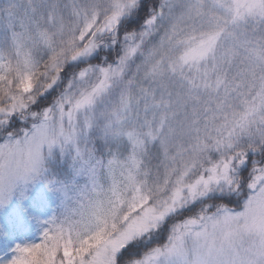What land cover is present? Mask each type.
<instances>
[{
	"label": "rangeland",
	"instance_id": "374dc122",
	"mask_svg": "<svg viewBox=\"0 0 264 264\" xmlns=\"http://www.w3.org/2000/svg\"><path fill=\"white\" fill-rule=\"evenodd\" d=\"M138 1L88 0L86 5H78L77 42L81 47L77 58L92 50L97 34L111 32L134 17L133 7ZM6 28L16 65L20 66L22 55L18 37L8 21ZM169 41L180 47L178 67L173 69L172 75L158 77L165 84L161 102L167 103L160 123L156 126L146 124V129L153 133L146 132L152 139L158 137L160 145L168 143L171 146L169 154L173 164L184 163L171 183L166 179L156 188L159 193L170 188L167 193L171 202L166 205L163 199L150 202V192H146V188L151 187L142 184L139 177L142 172L134 153L139 150L135 147H139L137 143L142 138L137 132L126 130L124 121L113 114L111 107L106 104L98 107L124 66L112 72H101L82 87L78 97L67 91L75 81L66 83L67 89L57 102L53 100L39 112L29 110L32 102L24 95L32 92L33 81L28 72H23L19 76L23 98H13L12 107L0 109V125L2 112L11 115L21 109L29 110L32 121L23 131L26 136L17 137L0 149V204L5 203L3 196H9L13 190L21 188L27 193L23 187L36 185L34 192L42 198L40 213L43 217L40 220L43 224L40 228L36 224L28 226L27 232L39 234L30 244L2 247L14 251L0 264H117L121 251L131 242L142 240L145 232L154 230L158 222L175 211L171 207L193 204L212 195L224 177H233L235 170L230 165L231 159L221 156L218 158L220 164L202 160L208 150L203 144L210 138L204 131L207 123H221L226 128L217 133L224 134L232 129L238 137L248 139L260 135L264 129V0H195L186 8ZM163 65H158L160 74L164 73ZM146 69L144 66L141 71ZM74 78L77 81L85 79L82 75ZM96 116L104 120L98 129L102 137L123 138L135 145L129 147L125 163H119L126 169L129 165L130 170L125 169L119 177L107 163L100 166V177L103 182L106 180L108 188L104 200H94L96 204L90 201L91 207L82 203L84 185L80 192L73 193L74 183L65 185L46 163L54 156L81 157L79 143L97 130ZM251 122L256 126L249 125L255 132L253 135L237 127L241 125L245 129ZM224 138L218 136V142ZM196 157H200V162ZM91 158L90 155L88 161ZM203 162L210 164L206 171L222 175L221 180H217V176L203 177L201 171L196 174ZM93 181V186L100 185L98 178ZM251 188L239 211L226 209L214 217H203L202 222L198 221L200 218H190L173 223L166 236V245L152 246V252L144 259L135 260V264H264V169L255 170ZM97 206L105 221L117 217L108 233L107 227H100L96 220L93 221H99ZM0 210L5 216L13 215L5 206ZM113 226L121 231H113ZM147 238L145 244L148 246L159 240ZM43 242L48 243L45 248L41 246Z\"/></svg>",
	"mask_w": 264,
	"mask_h": 264
},
{
	"label": "trees",
	"instance_id": "16d2710c",
	"mask_svg": "<svg viewBox=\"0 0 264 264\" xmlns=\"http://www.w3.org/2000/svg\"><path fill=\"white\" fill-rule=\"evenodd\" d=\"M87 1L0 0V109L12 107L13 98L19 100L23 98L19 86V76L23 72H28L33 81L32 92L24 95V97L29 96L32 102L29 110L39 112L47 108L53 100L57 102L59 95L66 91L68 82L75 81L72 89L67 91L74 92L78 97L82 87L91 83L101 72L106 70L112 72L115 68L124 66V71L113 81L103 99L104 103H99L98 107L103 108V104L108 105L114 110L113 114L124 121L126 130L140 135L142 140L137 143L139 147H135L139 150H134L142 172L139 177L142 184L151 187L146 188V192H150V202L163 199L166 205L171 202L167 193L170 188L164 193H159L156 188L166 179L171 183L184 163L176 166L170 161L171 146L168 143L164 146L160 145L161 141L158 137L152 139L146 131L152 133L153 131L147 130L146 124L156 126L164 113L163 109L167 102H161V91L165 84L158 77L172 75L178 67L177 57L181 52L180 47L169 40L174 37L186 8L191 7L195 0H139L133 7L134 17L121 23L111 32L97 34L92 50L77 58L81 44L77 42L79 24L76 9L80 4L86 5ZM7 21L18 37L22 55L20 66L16 65V56L12 51L10 35L6 28ZM162 64L165 68L164 73L160 74L158 65ZM144 66H147L146 71H141ZM78 75L84 76V81H77L74 78ZM46 95H48L46 99H40ZM29 110L25 112L21 109L11 115L1 113L0 149L10 141H14L13 139L25 135L26 132L23 131L32 121ZM103 122L100 116H96L97 130L79 143L81 157L70 156L62 159L60 156H54L46 163V166L51 167L56 173L58 180L63 181L65 185L74 183L75 189L71 190L73 193L77 190L80 192L84 185L86 188L82 195V203L90 204L91 207L90 201L93 200L95 203L94 200H104L105 190L108 188L106 180L103 182V178L100 177L102 173L100 166L107 163L115 169L114 174L119 177L126 169V166L121 167L119 163L120 161L121 164L125 163L124 158L128 154L129 147L135 145L123 138L113 140L102 137L98 129L102 127ZM252 123H249L245 129L241 125L237 127H240L244 133L250 132L253 135L255 132L249 128ZM205 127L204 133H209L210 138L205 139L203 144L208 150H206L207 156H203L202 160L220 164L218 158L221 156L225 160L231 159L230 165L235 170L233 177H224L225 180H221L222 175L217 176L211 170L206 171L210 164L203 162L196 174L201 171L203 177L217 176V180H221L217 191L193 204L184 203L181 206L171 207L175 211L158 222L154 230L145 232L142 240L131 242L121 251L117 264H135V260L144 259L152 252V246L156 248L166 245V236L172 224L177 221L200 218L198 221L202 222L204 218L214 217L223 210L239 211L243 208L254 183L255 170L264 169V129L258 136L242 139L232 129L224 134L217 133L221 128H226L221 123L211 122ZM251 127L256 126L252 124ZM218 136L225 138L218 142ZM166 146H169L168 149ZM84 155L88 156L83 160ZM90 155L92 158L88 161ZM197 159L200 162V157H196ZM127 167L129 168V165ZM94 178L100 180V185L93 186ZM35 186L29 184L23 187L27 193L17 188L9 196H3L5 203L0 204V207H7L13 215L8 213L5 216L0 210V223H2L0 263L8 260L14 251V249H2L5 245L9 247L27 245L39 237L36 232H27L30 225L36 224L40 228L43 224L40 220L43 217L40 213L42 198L34 192ZM25 193L26 195L22 197ZM222 194L224 195L220 196ZM73 197L80 198V195ZM101 209L105 212L104 208ZM96 218L99 221L97 219L93 221L96 220L100 227L105 229L107 227L106 233L117 219L112 216L110 221L109 219L105 221V217L99 214L98 206ZM8 224L12 227L8 228ZM2 226L4 227L1 228ZM120 226L123 230V225ZM116 227L113 226V231H121L115 229ZM147 237L159 240L155 245L148 246L145 244L146 240L148 241ZM46 245H48L46 242L41 244L42 247Z\"/></svg>",
	"mask_w": 264,
	"mask_h": 264
}]
</instances>
